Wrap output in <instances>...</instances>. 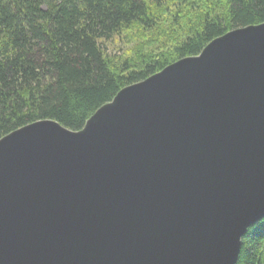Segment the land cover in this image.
I'll return each mask as SVG.
<instances>
[{"label": "water", "instance_id": "water-1", "mask_svg": "<svg viewBox=\"0 0 264 264\" xmlns=\"http://www.w3.org/2000/svg\"><path fill=\"white\" fill-rule=\"evenodd\" d=\"M263 219L264 22L0 138V264H236Z\"/></svg>", "mask_w": 264, "mask_h": 264}, {"label": "trees", "instance_id": "trees-1", "mask_svg": "<svg viewBox=\"0 0 264 264\" xmlns=\"http://www.w3.org/2000/svg\"><path fill=\"white\" fill-rule=\"evenodd\" d=\"M262 22L264 0H0V138L40 119L80 130L123 87ZM236 264H264V219Z\"/></svg>", "mask_w": 264, "mask_h": 264}, {"label": "rangeland", "instance_id": "rangeland-1", "mask_svg": "<svg viewBox=\"0 0 264 264\" xmlns=\"http://www.w3.org/2000/svg\"><path fill=\"white\" fill-rule=\"evenodd\" d=\"M123 43H124V42L121 41L119 47L117 46L118 43L114 44V46H117L118 48H122L123 45H124ZM112 50H113V47H110L109 51L112 52ZM119 54H120V52H119Z\"/></svg>", "mask_w": 264, "mask_h": 264}]
</instances>
